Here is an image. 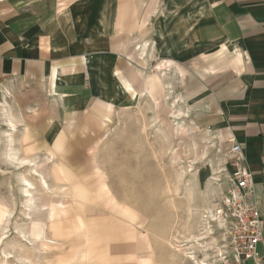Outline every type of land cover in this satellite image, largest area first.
Returning <instances> with one entry per match:
<instances>
[{
	"label": "rangeland",
	"instance_id": "1",
	"mask_svg": "<svg viewBox=\"0 0 264 264\" xmlns=\"http://www.w3.org/2000/svg\"><path fill=\"white\" fill-rule=\"evenodd\" d=\"M141 50V92L128 101L117 100L112 88L81 105L43 98L39 89H2L21 121L14 146L24 143L22 157H38L55 193L36 186L27 207L19 179L30 177L29 168L7 161L11 127L2 121L0 264L4 251L10 264H193L179 250L201 233L205 210L217 214L231 171L223 145L198 131L189 113L172 117L187 111L179 66ZM78 216L84 237L76 234Z\"/></svg>",
	"mask_w": 264,
	"mask_h": 264
},
{
	"label": "crops",
	"instance_id": "2",
	"mask_svg": "<svg viewBox=\"0 0 264 264\" xmlns=\"http://www.w3.org/2000/svg\"><path fill=\"white\" fill-rule=\"evenodd\" d=\"M138 49L179 66L182 110L229 171L240 145L264 231V0H0V127L3 88L76 105L111 88L137 98Z\"/></svg>",
	"mask_w": 264,
	"mask_h": 264
},
{
	"label": "built area",
	"instance_id": "3",
	"mask_svg": "<svg viewBox=\"0 0 264 264\" xmlns=\"http://www.w3.org/2000/svg\"><path fill=\"white\" fill-rule=\"evenodd\" d=\"M231 143L236 161L217 211L221 241L207 264H264V231L253 194V173L243 164L240 145L234 139Z\"/></svg>",
	"mask_w": 264,
	"mask_h": 264
},
{
	"label": "bare ground",
	"instance_id": "4",
	"mask_svg": "<svg viewBox=\"0 0 264 264\" xmlns=\"http://www.w3.org/2000/svg\"><path fill=\"white\" fill-rule=\"evenodd\" d=\"M144 53H145V51L142 52V55H144ZM169 86L170 85L168 84L167 87H169ZM169 91H170V88H168V93H167L168 98L170 96ZM177 100L178 99L174 100L172 103L174 105V107H176ZM1 107H2V109H1L2 110V116L4 118L3 123L5 124V126L11 127V130H10L11 133H9L6 136V138H7V151H5L6 152L5 153L6 159L11 165H14L15 167L19 166L22 168H24V167L29 168L28 170H29L30 177L21 176V178L19 179V182L23 184L21 186L22 187V193L25 195L23 197H25L27 199V207L32 209V206H33V204L31 203L32 199H33L32 196H33V192L36 190V186H37V188H40L43 191V193H45V194H53L54 195L55 190L53 188H51V186L48 184V182L45 179V176L40 171H38V169H37L38 164H39L38 157H30V158L22 157L21 151H22V147H24V145H25L24 143L21 144L20 148H17L14 146L15 140H14V134L13 133H15L18 130V125L20 124L21 121L15 119V117L11 114V112L6 108V105L4 104V102L1 104ZM186 113L187 112H185L184 110L179 109V110H176L174 114H172V117L175 119H184V118L188 117ZM217 180L219 181V178L218 179L215 178V180H213V181H217ZM59 189H61V188H58L57 190H59ZM57 196H58V194H57ZM205 212H207L206 214H208V215L204 217V221L202 220L203 224L201 225V227H202L201 233L198 232V234H196V235L192 234L190 239L186 240L187 245H184L185 247L186 246L187 247L189 246V247L185 250L181 249V248L179 250L185 256H190L189 258L191 259L193 264H207L208 259L210 257L209 252L213 251V249H215V247H217V244H218L217 243L218 237L216 236V232H215V228L219 226V223L217 222V214L208 210V209L205 210ZM0 218H1V215H0ZM76 224H77L76 225L77 226L76 234L80 237H84L86 234L85 228L83 227V224L80 223L79 216L77 217ZM93 227H95V225ZM21 235H23V237L26 238V236L24 235L23 232H21ZM182 248H183V246H182ZM189 248L198 251V253L196 251H191V250H190L191 252H187V250H189ZM12 258H13V256L10 252L4 251L2 263L3 264H5V263L10 264V262H11L10 259H12ZM17 260L20 262L25 261V259H22V258H17Z\"/></svg>",
	"mask_w": 264,
	"mask_h": 264
}]
</instances>
